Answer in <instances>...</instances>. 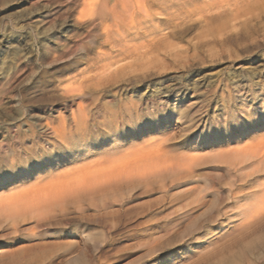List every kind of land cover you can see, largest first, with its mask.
I'll use <instances>...</instances> for the list:
<instances>
[{"label":"rangeland","instance_id":"obj_1","mask_svg":"<svg viewBox=\"0 0 264 264\" xmlns=\"http://www.w3.org/2000/svg\"><path fill=\"white\" fill-rule=\"evenodd\" d=\"M169 5L150 65L65 94L108 50L83 1L0 0V175L14 165L0 177V264H264V163L247 161L264 143V0L206 22L187 17L198 0ZM61 123L69 138L53 134ZM115 166L133 178L40 208L49 183Z\"/></svg>","mask_w":264,"mask_h":264},{"label":"bare ground","instance_id":"obj_2","mask_svg":"<svg viewBox=\"0 0 264 264\" xmlns=\"http://www.w3.org/2000/svg\"><path fill=\"white\" fill-rule=\"evenodd\" d=\"M82 1H83V7H84L82 15H81L82 19H84V21L86 20V23L88 24L91 23L92 26H94V29H97V30L100 29V32H101L100 38L103 40V43L108 47V50L107 52H104V53H98L96 58H94L95 62L93 63V67L95 66L98 67L97 68L98 72H96L98 74H96L95 72H93L94 74H92V72H90L91 76H88L87 78L82 76L78 81L76 80L75 85L73 84V86L75 87H72V85L70 86L67 85L68 87L64 88L65 94L83 93L84 90L86 91V89H89L90 87H92L91 88L92 90L104 89L106 85H108L114 79H116V77L118 76V73L121 71L123 67L121 64L124 61L145 60L150 65L151 57L153 59L152 55L154 54L153 52L154 43H153V39L151 38V36H153L154 32L157 30H159V32L161 33L162 41L167 39L170 35L168 32L166 33L167 31L166 26L169 21L168 20L169 14H167V11L169 9L168 7L170 6L169 4H171L172 0H82ZM198 1L204 3L203 7H201L200 9H197L198 11H196L195 13L193 11L190 12L187 17L189 18L194 15L195 17H197V19L206 22V21H212V20L218 19L217 17H220L221 14L227 11H232L233 9H236L238 5L247 3L249 0H223L219 2H215V0H198ZM154 6L157 7L158 9L157 13H155L156 9L153 8ZM158 18H160L158 23H161V24L154 25L155 21ZM162 51L164 52L165 49H162ZM86 72L87 71L83 72V75H85ZM89 83L90 85H87ZM84 111L85 110H83L80 104H78V108L76 112L72 113L71 115L72 120H73L72 128L74 129L75 134L80 135V136L85 133L86 128L88 126L86 124V119H85L87 114ZM62 123L58 129L53 130V134L56 136V138H63V139L69 138L67 136H69L70 131L68 132L66 130L67 126H64L65 124H62ZM78 140L83 141L80 138H78ZM66 145L67 147L69 146L68 143ZM255 148H256V151H251L248 154L247 161H249L251 166L253 164H258V166L259 164L263 165L264 163V143L262 145H258L257 147L255 146ZM249 150H247V152ZM68 151L69 150H67V152ZM13 166L14 165L11 164L9 167L10 170H7V172H4L0 175L1 179H8L11 172H13V169H14ZM129 172H130V169L126 170L124 167L123 168L116 167L106 173L105 172H101V173L95 172L93 173L95 175L92 176L91 178L89 177L86 179L85 177L84 179L80 181L73 180V179L72 180L71 179L57 180V181H54L48 184V187L49 186L50 188L52 187L51 188L52 190H49V191L45 190L48 193L41 195L42 197L40 198V202L38 199L40 197L39 195H38L39 197L37 198L38 200L37 199L36 200L39 203L40 208L42 209L46 208V206L53 207L54 204L58 202V200L59 201L61 200V198H64V197L67 198L68 195L71 196V194L80 193L86 190L87 187H90V185L91 187H95V188L103 187V186H106L105 183L107 182L117 183L125 179L133 178L134 174L132 172L130 173ZM131 173L133 175H131ZM114 185L116 184L114 183ZM39 190H41V188ZM262 192L264 193V191ZM26 195L27 194H25V196L22 195L21 197H26ZM38 203H35V204H38ZM261 204H263L264 206V200L262 201ZM26 206L28 205L22 204L21 209L23 207L26 208ZM36 210L38 209L36 208ZM17 212L19 213V215L24 214L23 210L14 209V213L17 214ZM81 263L82 262L80 258H77L73 260L71 264H81Z\"/></svg>","mask_w":264,"mask_h":264}]
</instances>
